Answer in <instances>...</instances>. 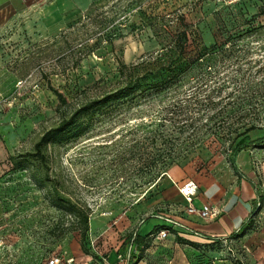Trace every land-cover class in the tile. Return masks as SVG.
Instances as JSON below:
<instances>
[{"label":"rangeland","instance_id":"374dc122","mask_svg":"<svg viewBox=\"0 0 264 264\" xmlns=\"http://www.w3.org/2000/svg\"><path fill=\"white\" fill-rule=\"evenodd\" d=\"M73 3L46 26L0 29V264H73L120 215L187 210L171 169L231 180L234 147L242 142L235 159L263 147L254 141L264 135V0ZM187 24L194 31L179 53L175 34ZM217 40L173 81L150 85ZM121 62L146 83L82 116L85 131L51 142L46 162L15 166L10 155L32 150L65 111L119 86ZM96 220L107 224L93 234Z\"/></svg>","mask_w":264,"mask_h":264},{"label":"crops","instance_id":"0c3cea01","mask_svg":"<svg viewBox=\"0 0 264 264\" xmlns=\"http://www.w3.org/2000/svg\"><path fill=\"white\" fill-rule=\"evenodd\" d=\"M73 4L0 0V29L15 22L46 26L50 12ZM250 151L237 154L231 180L215 175L199 179L171 169L176 188L190 179L199 184L193 203L199 210L208 208V216L190 212L188 201L187 210L178 214L153 213L135 220L127 212L110 223L97 245L77 252L73 264H264V147ZM106 224L96 220L92 233ZM162 229L168 230L166 237L159 234Z\"/></svg>","mask_w":264,"mask_h":264},{"label":"trees","instance_id":"16d2710c","mask_svg":"<svg viewBox=\"0 0 264 264\" xmlns=\"http://www.w3.org/2000/svg\"><path fill=\"white\" fill-rule=\"evenodd\" d=\"M260 13H264V5L261 7ZM193 29L189 28V24L186 25V28L177 30L175 34V48L179 50V53H182L187 50V41L189 36L193 33ZM233 34H229L231 36ZM183 37L185 38L183 40ZM193 40H195V36H193ZM219 41L217 40L211 46L203 44L202 46H197V50L194 53L195 57L189 60V58L180 59L176 64H170L169 69L171 72H168L166 78L161 81L150 82V85H160L164 82L173 81L174 77L177 75L176 69L179 67L185 59L188 60L187 66H190L194 61H199L205 55L206 51H209L213 48H216ZM182 69V68H181ZM121 72L125 76L124 81L117 87L112 88L111 90L105 92L99 97L88 99L82 102L78 107H76L71 113H67L66 111L63 113L62 118L59 122L50 128L46 129L39 140L35 143L34 148L32 150L27 151L25 154H11L10 158L15 164V166H21L25 161H28L31 156H35L41 159L43 162L47 161V153L46 148L51 142H62L69 140L73 137L79 136L82 134L86 126L84 125V121L82 120V116L87 114H95L97 111L105 107L106 105L121 100L123 98L128 97L138 88L142 87L147 81V75L144 74L142 76L135 75L136 65L135 64H126L121 62ZM61 103H66L68 97L62 93L58 92ZM256 145H260L264 147V135L254 141ZM249 144H251L249 142ZM253 144V143H252ZM242 147V142L239 145L234 147L233 158L231 159L233 165H235V154ZM84 221L86 222V228L83 230V237L87 235L88 230V214L84 215ZM139 235L136 236L135 239H138Z\"/></svg>","mask_w":264,"mask_h":264},{"label":"built area","instance_id":"2783aa9c","mask_svg":"<svg viewBox=\"0 0 264 264\" xmlns=\"http://www.w3.org/2000/svg\"><path fill=\"white\" fill-rule=\"evenodd\" d=\"M198 189H199V184L194 179L188 180L185 184H183L181 186V191L188 201V210L190 212H198L202 216H208L210 214V210L208 208H204V209L199 210L193 203L194 195L198 192ZM212 213L215 215L217 213V211L213 210ZM159 234L162 237H166L168 235V230L162 229ZM1 243L2 242H1V235H0V245H1ZM230 250L234 251L232 247H230ZM72 259L70 260V262L72 261ZM50 264H60L59 257L53 258L50 261Z\"/></svg>","mask_w":264,"mask_h":264}]
</instances>
